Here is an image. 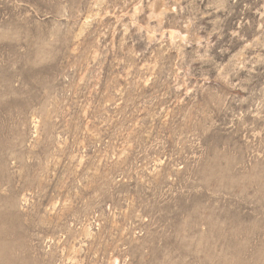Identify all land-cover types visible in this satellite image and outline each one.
I'll return each instance as SVG.
<instances>
[{
    "label": "rangeland",
    "instance_id": "1",
    "mask_svg": "<svg viewBox=\"0 0 264 264\" xmlns=\"http://www.w3.org/2000/svg\"><path fill=\"white\" fill-rule=\"evenodd\" d=\"M0 264H264V0H0Z\"/></svg>",
    "mask_w": 264,
    "mask_h": 264
}]
</instances>
